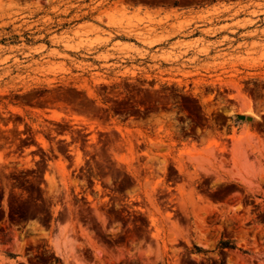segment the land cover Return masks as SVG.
Wrapping results in <instances>:
<instances>
[{
	"label": "rangeland",
	"instance_id": "rangeland-1",
	"mask_svg": "<svg viewBox=\"0 0 264 264\" xmlns=\"http://www.w3.org/2000/svg\"><path fill=\"white\" fill-rule=\"evenodd\" d=\"M0 264H264V0H0Z\"/></svg>",
	"mask_w": 264,
	"mask_h": 264
},
{
	"label": "trees",
	"instance_id": "trees-1",
	"mask_svg": "<svg viewBox=\"0 0 264 264\" xmlns=\"http://www.w3.org/2000/svg\"><path fill=\"white\" fill-rule=\"evenodd\" d=\"M227 245H226V243L225 242H222V243H220V247H226ZM231 248H233L234 246L233 245H231L230 246Z\"/></svg>",
	"mask_w": 264,
	"mask_h": 264
},
{
	"label": "bare ground",
	"instance_id": "bare-ground-1",
	"mask_svg": "<svg viewBox=\"0 0 264 264\" xmlns=\"http://www.w3.org/2000/svg\"><path fill=\"white\" fill-rule=\"evenodd\" d=\"M233 138H234V136H232ZM231 138V137H230ZM231 140H232V138H231ZM233 141V140H232Z\"/></svg>",
	"mask_w": 264,
	"mask_h": 264
},
{
	"label": "water",
	"instance_id": "water-1",
	"mask_svg": "<svg viewBox=\"0 0 264 264\" xmlns=\"http://www.w3.org/2000/svg\"><path fill=\"white\" fill-rule=\"evenodd\" d=\"M242 118V116H240Z\"/></svg>",
	"mask_w": 264,
	"mask_h": 264
}]
</instances>
